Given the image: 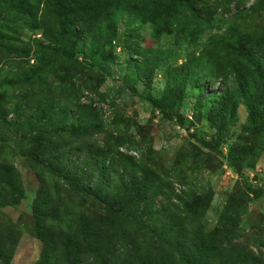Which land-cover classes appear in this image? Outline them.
<instances>
[{
	"label": "rangeland",
	"instance_id": "rangeland-1",
	"mask_svg": "<svg viewBox=\"0 0 264 264\" xmlns=\"http://www.w3.org/2000/svg\"><path fill=\"white\" fill-rule=\"evenodd\" d=\"M258 1L0 0V264H264Z\"/></svg>",
	"mask_w": 264,
	"mask_h": 264
},
{
	"label": "trees",
	"instance_id": "trees-1",
	"mask_svg": "<svg viewBox=\"0 0 264 264\" xmlns=\"http://www.w3.org/2000/svg\"><path fill=\"white\" fill-rule=\"evenodd\" d=\"M258 3L262 5V4H264V0H259ZM80 42H83V41L80 40ZM258 60H259V59H257V61H255L256 64L258 63ZM251 116H254V111H251ZM9 125H10V124H9ZM9 125H8V126H9ZM52 171H53L54 173L60 175L59 172H56V171L53 170V169H52ZM65 178H66L69 182H71V183L74 182V181H73V176H72V175H69V176L66 175ZM81 179H82V178L80 177L79 182H82ZM130 183L133 184L132 182H130ZM78 187H79L82 191H84V192H86V191H89V192H90V189H89V188H87L86 191H85V189H84L80 184H78Z\"/></svg>",
	"mask_w": 264,
	"mask_h": 264
}]
</instances>
